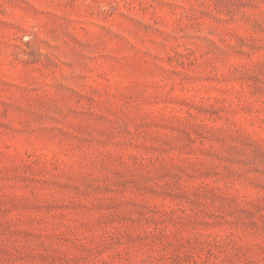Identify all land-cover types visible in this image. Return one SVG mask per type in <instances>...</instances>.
<instances>
[{"label": "rangeland", "instance_id": "374dc122", "mask_svg": "<svg viewBox=\"0 0 264 264\" xmlns=\"http://www.w3.org/2000/svg\"><path fill=\"white\" fill-rule=\"evenodd\" d=\"M0 264H264V0H0Z\"/></svg>", "mask_w": 264, "mask_h": 264}]
</instances>
